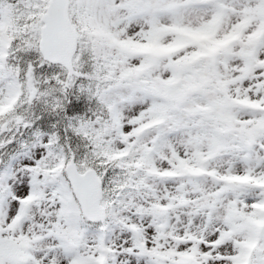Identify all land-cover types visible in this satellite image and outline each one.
I'll return each instance as SVG.
<instances>
[{"label": "snow or ice", "instance_id": "6c2138e0", "mask_svg": "<svg viewBox=\"0 0 264 264\" xmlns=\"http://www.w3.org/2000/svg\"><path fill=\"white\" fill-rule=\"evenodd\" d=\"M0 264H264V0H0Z\"/></svg>", "mask_w": 264, "mask_h": 264}]
</instances>
